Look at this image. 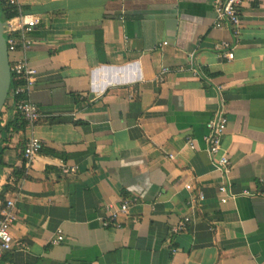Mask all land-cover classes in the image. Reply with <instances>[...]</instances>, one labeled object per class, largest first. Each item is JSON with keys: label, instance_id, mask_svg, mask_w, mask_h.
<instances>
[{"label": "crops", "instance_id": "obj_1", "mask_svg": "<svg viewBox=\"0 0 264 264\" xmlns=\"http://www.w3.org/2000/svg\"><path fill=\"white\" fill-rule=\"evenodd\" d=\"M216 2L24 1L42 21L27 58L43 118L19 129L13 99L0 118V194L13 189L17 215L0 264H264V0H247L238 36L216 28ZM220 111L229 177L204 140ZM33 135L44 152L28 165ZM222 185L236 195L224 205ZM134 197L121 229L102 225Z\"/></svg>", "mask_w": 264, "mask_h": 264}, {"label": "built area", "instance_id": "obj_2", "mask_svg": "<svg viewBox=\"0 0 264 264\" xmlns=\"http://www.w3.org/2000/svg\"><path fill=\"white\" fill-rule=\"evenodd\" d=\"M25 0H0V5L13 14L5 20L4 34L7 38L8 52L10 56V64L12 71V82H16V87L11 89L9 100L19 99L15 103L16 112L27 123L31 130H34L38 123L43 118L40 108L32 102L30 95L37 85L38 71L32 68L28 62L27 52L34 46V32L35 29L41 24V18L32 14H27L23 11V3ZM247 0H217L215 5L216 14V28H230L234 34L238 36L242 26V8ZM167 45V44H164ZM225 50V58L232 61L235 55L230 47V44L223 43L220 46ZM170 73L169 69H164L161 82L165 81V76ZM228 118L223 111L218 112L213 120L207 124L209 134L205 137V142L208 145V153L211 157H215L217 169L226 177L231 173V160L222 145L223 137L228 128ZM188 144L191 149H196L195 141L188 138ZM43 151V142L36 136H32L26 143L24 149V158L28 165H31L33 160ZM62 171L66 175L76 174L77 167H70L64 165ZM186 190L193 193V185H187ZM221 196V203L227 204L236 195L233 194L232 188L227 185H222L219 188ZM243 195L246 197H253L255 194L249 190H245ZM205 201V195L200 193L198 200L191 201V207L196 208L200 203ZM138 202L137 198L126 199L119 207L108 205L106 207L107 216L102 220V225L105 228L115 227L122 228L120 221L121 217L127 216L131 208ZM17 219L16 215V200L9 199L0 212V259L5 253L13 249L12 227ZM137 223V221H134ZM191 223L189 217L183 220L173 228L171 234L178 235L187 230ZM64 242L62 233L53 240V244L58 245ZM174 250V253H177Z\"/></svg>", "mask_w": 264, "mask_h": 264}, {"label": "water", "instance_id": "obj_3", "mask_svg": "<svg viewBox=\"0 0 264 264\" xmlns=\"http://www.w3.org/2000/svg\"><path fill=\"white\" fill-rule=\"evenodd\" d=\"M4 28L5 21L0 10V117L8 104L12 89V71Z\"/></svg>", "mask_w": 264, "mask_h": 264}, {"label": "trees", "instance_id": "obj_4", "mask_svg": "<svg viewBox=\"0 0 264 264\" xmlns=\"http://www.w3.org/2000/svg\"><path fill=\"white\" fill-rule=\"evenodd\" d=\"M0 10H1V12H2V19L5 21L8 17H12L13 16V14H11V13H9V11H7V9H4L1 5H0ZM16 82H13V87H16ZM19 99L17 98L16 99V101H18ZM1 118V117H0ZM25 124H26V121L24 122V123H22L21 125H20V127H19V129L21 128V129H23L24 128V126H25ZM2 131V128H1V119H0V132ZM44 152V151H43ZM15 176L17 177V179H20L21 178V176H22V171H16L15 172ZM13 189L11 188V187H8V186H6V187H4L3 189H2V192H1V194H0V202H1V204H2V206H4L5 205V203H6V199H5V195H6V193L7 192H9V191H12Z\"/></svg>", "mask_w": 264, "mask_h": 264}]
</instances>
